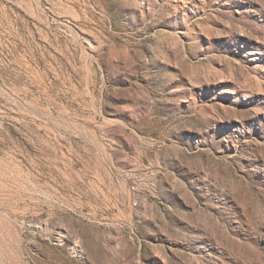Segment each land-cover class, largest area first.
Instances as JSON below:
<instances>
[{
  "label": "rangeland",
  "instance_id": "rangeland-1",
  "mask_svg": "<svg viewBox=\"0 0 264 264\" xmlns=\"http://www.w3.org/2000/svg\"><path fill=\"white\" fill-rule=\"evenodd\" d=\"M0 264H264V0H0Z\"/></svg>",
  "mask_w": 264,
  "mask_h": 264
}]
</instances>
